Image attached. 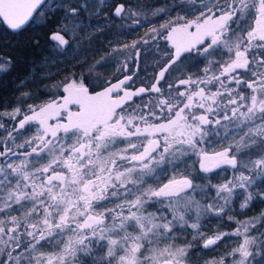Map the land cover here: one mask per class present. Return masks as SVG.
Here are the masks:
<instances>
[{
  "label": "snow or ice",
  "instance_id": "1",
  "mask_svg": "<svg viewBox=\"0 0 264 264\" xmlns=\"http://www.w3.org/2000/svg\"><path fill=\"white\" fill-rule=\"evenodd\" d=\"M101 17L103 27L91 25ZM156 17L164 22L156 26ZM114 19L120 31L111 38L148 31L66 78L59 100L0 111V264H187L193 245L177 241L189 228L205 249L242 238L208 264H264V232L251 234L264 212L236 221L234 232L201 231L211 216L235 220L234 199L243 197L241 210L264 201V0H165L148 9L0 0V24L13 32L56 20L50 51L71 43L74 59ZM158 40L166 43L145 50L156 59L143 78L116 55L135 59ZM192 54L203 58L200 74L186 70ZM48 62L33 61L30 74ZM113 62V73L99 71ZM10 68L11 59L0 62V72ZM225 167L231 174L214 184L209 174Z\"/></svg>",
  "mask_w": 264,
  "mask_h": 264
},
{
  "label": "trees",
  "instance_id": "2",
  "mask_svg": "<svg viewBox=\"0 0 264 264\" xmlns=\"http://www.w3.org/2000/svg\"><path fill=\"white\" fill-rule=\"evenodd\" d=\"M109 1H111V5L125 3L132 7L139 6L144 9L159 8L165 3V0H141L140 2H137L136 0ZM55 24L56 20L49 21L47 26H43L42 24L33 21L27 24L25 28L20 32H13L5 25L0 24V62L11 59L10 70H8L7 72H0V111H12L14 107L24 103L38 105L40 103L39 100L41 99V97L43 98L47 95V88H49L50 86H54V84H57L58 82L65 81L66 78L72 77L73 74L79 75V73L81 72L86 73L87 66L97 61L96 57H98L99 55L97 52H95V54L93 55L85 54L86 56L84 57V61H88L81 62V64H78L77 66L71 65V63L68 61V66L63 65V67L65 66L64 68L61 67L62 65H57L58 68L57 66H53L52 69L44 72L43 70H40L39 67H37L35 73L30 74V69L34 66L33 61H40L42 57L48 56V54L46 53L50 51L51 48L49 47L52 46V43L47 41V35L54 29ZM33 39H39V48H32L31 41ZM155 59L156 58L152 55L146 56L145 58H143V61H139V65H137L136 68H133L135 66L134 64H136V62H134L129 72H139L140 77L143 78L145 76L146 66L148 73H153ZM99 71L105 72L107 70L100 69ZM158 71L159 69H155V72ZM22 80L25 81V84L23 85L20 84ZM25 93L29 94V98L23 100L18 104L17 98L23 96ZM8 125L10 126V124ZM33 133L34 130L31 129L25 131L24 136L26 137L32 135ZM209 175L214 177L215 180H212L214 184L221 183L226 178L223 174L220 173L219 175H217L216 173H212ZM198 183H201V181H198ZM257 202H255L256 204L253 205V208L255 209V207H259L258 211L250 213L248 217L254 215L256 216L257 214L259 215L260 212L264 211V204L260 201ZM218 221L219 222H216L217 224L215 223L217 225L216 229H208L209 226H207L206 228L202 227L201 231L209 230V234L213 235L215 231L223 232L227 229L233 228L229 224H224V220L222 221L218 218ZM257 232V235H259L260 232H264V221L261 223ZM189 238L190 236H187L184 239L189 242ZM234 246L235 245H233L232 243H225L224 240L218 241L216 246H213L209 249H205L202 246H197V248H194V256L192 255L189 258V263L205 264L209 261L217 260L221 257V255L230 251Z\"/></svg>",
  "mask_w": 264,
  "mask_h": 264
},
{
  "label": "rangeland",
  "instance_id": "3",
  "mask_svg": "<svg viewBox=\"0 0 264 264\" xmlns=\"http://www.w3.org/2000/svg\"><path fill=\"white\" fill-rule=\"evenodd\" d=\"M137 2H140L141 0H136ZM110 5H111V1H109ZM109 15H111V13H109ZM103 20H104V17H101L100 20H97L95 18H93L91 20V25L95 26L97 24H100L102 27H103ZM164 22V17H156L155 18V24L156 26L159 25V23H162ZM119 25H120V21L114 19L112 21V27L110 29H106L104 32L102 33H97L95 37H93V42L91 44V46L89 45V43L87 41L83 42L82 43V48L83 49H88L89 47H91V51H82L81 54L79 56H76L75 59L73 58V54L75 52V49H76V46L74 44H71L68 46V48L66 49V53H59L57 52L56 54H53L51 51L47 52L46 54H48L47 58H48V64L46 67H39L40 70H43L44 72L47 71V70H50L52 69L53 66H57V65H62L61 67H63V65H67L68 66V63L70 62L71 65H74V66H77L78 64H81V62H85V61H88V60H85L84 61V57L89 54V55H93L95 54V52L98 53V57L97 58V61L98 60H101L102 57H107V53L111 50L112 47L114 46H118V45H122L123 43H131L132 40H136V39H139L140 37H143L145 35V32L148 31V28L147 27H140L138 30H136L135 32H128L126 34V36L120 38V39H115V38H111L112 37V34L117 32V31H120V28H119ZM67 39H71L70 37H67ZM106 39H108V42L106 43ZM159 44L161 47H163L166 43L165 41L163 40H158V41H155V42H152L151 45H141L140 46V51H141V55L135 59H133V57L128 53V52H124V51H121L119 53H117L116 55L119 56L120 58V62L121 63H124L125 62V57H128V60H127V63H128V71L132 68V64L134 62H136V64H134L135 66L133 68H136L137 65H139V61L141 62V60L143 61V58H145L146 56H149V55H146L145 54V50L149 51V52H152V51H155V44ZM53 45L49 48H52ZM86 54V55H85ZM143 55V56H142ZM187 55V54H186ZM145 56V57H144ZM191 56V60L193 62H195L197 59L200 60L201 57H195L194 54L190 55ZM81 58V60H80ZM79 59V60H78ZM69 61V62H68ZM65 62V63H64ZM198 60L195 62L197 63ZM64 63V64H63ZM185 66H186V70L187 71H190V64L189 63V60H185ZM204 63V61H203ZM64 66V67H65ZM118 65H116L114 62H113V67L112 68H108L106 69L107 73L111 74L114 72L115 70V67H117ZM63 67V68H64ZM204 67V65H203ZM202 67V68H203ZM58 68V66H57ZM101 70H104V69H101ZM192 73V72H191ZM199 73H201L199 71ZM51 76V75H50ZM74 78V76L68 78L69 80ZM106 78H110V75ZM64 82V81H63ZM63 82H58L57 84H54V86H50L49 88L46 89V93L47 95L45 97H41V99L39 100V104L38 105H41L43 103H46V102H49L51 101L52 99H57L59 100V98L62 96V95H66L65 93H63ZM56 85H60L59 88L55 87ZM91 91V89H90ZM27 105L28 104H21L19 105L22 110H26L27 108ZM71 110L72 111H75L76 108L75 106H71ZM23 117L22 116H18L17 117V120L19 119H22ZM5 122L7 124H10V126L12 125L13 122L11 121H8L7 119L5 120ZM34 131H35V128L33 127L32 128ZM221 172H223L222 174L227 177L231 174V169L228 168V169H224L222 170ZM162 179H166V177L162 178ZM243 201V197H240V198H237V199H234L233 200V203H232V209L233 211L230 213L232 215L235 216V220L233 221H229L227 220V218L225 217V219H223L222 221L224 222V224H229L230 226H232L233 228L232 229H227L223 232H234L237 227H238V224L236 223V221H246V220H250V219H253V218H256V217H259L260 214L262 212H260V214L258 215H254V216H251V217H248V215L250 213H254V212H257L259 207H255V209L253 208L254 204H256L255 202L257 201H260L261 203L264 204V201H261L260 199H255L254 201H252L250 207L244 209V210H241L239 208V204ZM258 203V202H257ZM260 204V203H259ZM261 205V204H260ZM262 206V205H261ZM264 206V205H263ZM264 212V211H263ZM220 220V219H219ZM210 221V222H209ZM216 222H219L218 221V217H215V216H211L209 218H207L206 220H204L202 222V226H201V229L202 227H208V229H216L217 227V223ZM263 222V221H262ZM261 222V223H262ZM211 223H216L215 225L214 224H211ZM261 223L257 224L256 225V228H254L251 232L252 235H257L258 234V229L261 225ZM194 230L192 229H187L186 230V235H183L179 238V240L177 241V243H183L185 242L186 239H184L185 237H189V242L192 243L193 247L189 250V256L187 258V264H191L189 263V258L194 254H195V250L194 248H197V246H202L203 247V243H202V240L201 239H197V240H193V237H192V233H193ZM202 232L205 234V236H210V232L209 230L208 231H204L202 230ZM216 233V231L214 232ZM184 239V240H183ZM221 240H224L225 243H232L233 245H235L234 247L237 246L238 243L241 242L242 238L241 237H237V236H227V237H223ZM187 241V240H186ZM233 247V248H234ZM199 252V251H198ZM196 252V253H198ZM198 256V255H197ZM218 260V259H217ZM213 261V260H212ZM210 262V261H209ZM205 264H208L205 263Z\"/></svg>",
  "mask_w": 264,
  "mask_h": 264
},
{
  "label": "flooded vegetation",
  "instance_id": "4",
  "mask_svg": "<svg viewBox=\"0 0 264 264\" xmlns=\"http://www.w3.org/2000/svg\"><path fill=\"white\" fill-rule=\"evenodd\" d=\"M188 60H189V63H188V64H190V70H191L192 74H200L199 71L201 72L202 67H203V65H204V63H203V58H200V60L197 59V60H198L197 63H195L197 60H196L195 62H193V61L191 60V56H189ZM137 86H139V81H137ZM201 86H203V85H201ZM133 90H134V89H133ZM217 147H219V146H217ZM224 169H228V168L225 167ZM224 169H222V170H224ZM222 170H219V173H220V174L223 173V172H221ZM213 179H214V178H213ZM214 180H215V179H214Z\"/></svg>",
  "mask_w": 264,
  "mask_h": 264
}]
</instances>
